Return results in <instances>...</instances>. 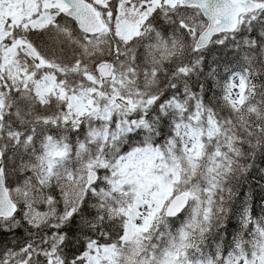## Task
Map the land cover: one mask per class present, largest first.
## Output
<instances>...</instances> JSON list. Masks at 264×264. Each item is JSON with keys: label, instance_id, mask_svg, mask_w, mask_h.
Returning <instances> with one entry per match:
<instances>
[{"label": "snow or ice", "instance_id": "snow-or-ice-1", "mask_svg": "<svg viewBox=\"0 0 264 264\" xmlns=\"http://www.w3.org/2000/svg\"><path fill=\"white\" fill-rule=\"evenodd\" d=\"M0 264H264V0H0Z\"/></svg>", "mask_w": 264, "mask_h": 264}]
</instances>
